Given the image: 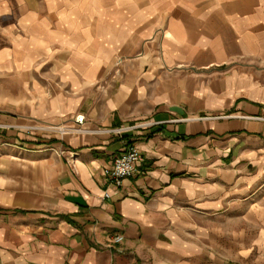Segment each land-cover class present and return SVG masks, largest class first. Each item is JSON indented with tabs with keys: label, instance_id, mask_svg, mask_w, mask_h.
Here are the masks:
<instances>
[{
	"label": "crops",
	"instance_id": "1",
	"mask_svg": "<svg viewBox=\"0 0 264 264\" xmlns=\"http://www.w3.org/2000/svg\"><path fill=\"white\" fill-rule=\"evenodd\" d=\"M40 2L0 0V79L44 66L102 100L0 110L86 129L0 128V264H264V0ZM137 122L144 162L116 187L124 142L104 130Z\"/></svg>",
	"mask_w": 264,
	"mask_h": 264
},
{
	"label": "rangeland",
	"instance_id": "2",
	"mask_svg": "<svg viewBox=\"0 0 264 264\" xmlns=\"http://www.w3.org/2000/svg\"><path fill=\"white\" fill-rule=\"evenodd\" d=\"M37 6L41 10L42 7H40L41 6L40 0H38ZM42 62L39 61V64H42ZM119 62L120 61H118V64ZM41 69H42L41 72L40 70H38V72L35 73L25 72L21 74L20 77V83L22 85L21 89L17 88L18 86L17 80L0 79V110H6V109L13 110L14 107L15 108L17 107L18 111H21V114H24L26 110L34 107L44 110L45 107H47L46 101H49L51 98L55 99L58 96L66 97V99L69 98L68 100H70V102L73 104L79 102L81 108L83 109L87 105H92L94 100H96L97 103H99L102 100V96L98 94V92H100L101 90L99 89L95 90L93 85L88 86V89H86L83 92H78L63 84L61 82L59 74L55 72H51V70L46 71L44 66ZM33 79L35 81L37 80V82H40V84L44 87L42 86L32 87L31 85L28 86L27 83L32 81ZM44 82L46 84H44ZM2 87H6V88H2ZM105 89L102 91L105 92L104 96H106L107 98L108 90ZM77 116L78 115H75L72 119H69V117L66 116L65 117L59 116V119L61 118L62 119L60 121H55V122L43 121V119L42 120L21 119L19 123H3V124L0 123V128L4 131H15L17 132V134L25 135L29 138L36 139L38 143H40L39 140L40 141L42 140L43 144H45V141H47L48 144L49 143L55 144L57 142H62L66 137L69 136V135L61 134L60 128L72 126ZM228 117H232V116H228ZM204 118L205 117L202 116L197 117L198 120H203ZM84 125H85V117L82 128L86 130ZM151 126L152 123L149 122H137L130 124H122L116 127H109L104 131H108V130L114 131L118 128H125L126 130L121 133L107 134L108 137H110L111 139H115V140L117 139L125 142L126 137L130 136L132 133L139 132L141 130H146ZM66 164L69 167L73 168V165L70 162V160H68V158H66ZM122 240L120 242H115L113 239H110L109 245L120 244Z\"/></svg>",
	"mask_w": 264,
	"mask_h": 264
},
{
	"label": "built area",
	"instance_id": "3",
	"mask_svg": "<svg viewBox=\"0 0 264 264\" xmlns=\"http://www.w3.org/2000/svg\"><path fill=\"white\" fill-rule=\"evenodd\" d=\"M84 117L78 115L72 126L60 128L61 134L74 135L85 132L82 128ZM125 128H118L116 130L104 131L107 134H117L125 131ZM72 157V156H71ZM144 162V157L138 148L129 141H125L120 153L116 155L111 161V167L103 170L104 179L110 184L120 187L124 180L129 179L139 172L141 165ZM112 239L115 242H120L122 236H114Z\"/></svg>",
	"mask_w": 264,
	"mask_h": 264
}]
</instances>
